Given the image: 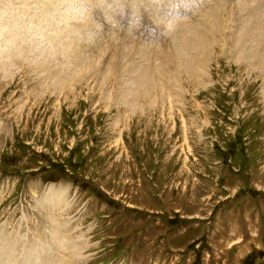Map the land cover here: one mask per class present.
<instances>
[{
  "label": "rangeland",
  "instance_id": "1",
  "mask_svg": "<svg viewBox=\"0 0 264 264\" xmlns=\"http://www.w3.org/2000/svg\"><path fill=\"white\" fill-rule=\"evenodd\" d=\"M131 2L72 0L62 42L28 32L32 52L0 76V245L33 263L264 264V0H218L206 69L169 49L204 0L161 14L137 0L135 17Z\"/></svg>",
  "mask_w": 264,
  "mask_h": 264
},
{
  "label": "bare ground",
  "instance_id": "2",
  "mask_svg": "<svg viewBox=\"0 0 264 264\" xmlns=\"http://www.w3.org/2000/svg\"><path fill=\"white\" fill-rule=\"evenodd\" d=\"M71 1L72 0H2V2L0 1V73L2 74V75L0 74L1 77L3 75L7 77V75H9L12 72V67H13L12 64L21 63V61H23L25 59V56H26L25 52H27V51L28 52H32L33 41H32V37H29L27 35L28 32L32 31L33 35H38V36H40L42 38H46V39H48V41H51L49 39L51 37L55 36L56 37L55 40H57L58 42H62V38H60L57 35L60 34V33H63L64 29L67 28L66 26H69V21H70L72 10H73V8L70 6ZM134 1L135 2H131L129 4L128 8H127L128 5H126V7L125 6L122 7V9L130 10L131 11L130 14L133 17H135L138 14L139 10H141L144 7L143 3H142V5H140V3L136 2L137 0H134ZM190 1L195 2V4H196V0H153V3L157 4V8H156L157 12H160V14H161V13H167L169 10H171L174 7V3L182 4V3H186V2H190ZM243 3L241 5H243ZM199 4H200V1H199ZM260 4H262V2ZM60 5L62 6L61 7V11H63L62 15H60L59 9H58V6H60ZM203 5L205 6V8L202 11H199V14L197 15L196 18L193 19V22H190L188 20L186 22V20H185L184 22L179 21L177 23L173 22L172 24H170V28L169 29H170V35H172V39H171L172 40V44L169 47V49L171 47H173L174 48V50H173L174 54L178 55L180 57V59L182 60L183 58L184 59H188V52L190 51L189 49L193 48L191 51H193V52L195 51V53H196L198 66L201 69H206L205 68V66L207 64L206 50L209 49L210 45H212V40L211 39H212V37H214V35H213L214 33L213 32L215 31V30H211V28L217 27L218 24H216L215 22L219 21V20H222V14L225 15V10L218 3V0H204ZM256 6H257V4H256ZM179 7L180 6H178V8ZM260 10H262V9L259 8V10H257L258 12H255V14H257L259 18H256L257 24L253 28V33H259V34L264 33V18L261 19V17H262L261 14L262 13L260 14V12H261ZM241 12H242V9H241ZM238 13H239V11H238ZM255 14H251V15L255 16ZM46 19H50V20H46ZM44 20H46V21L44 22ZM40 23L52 24L53 25V30L51 32H49V33L44 31L42 29ZM184 23H186V24H184ZM61 24H63V25H61ZM182 24H184V25H182ZM37 26H38V29H37ZM86 26L88 27V25H86ZM60 28H62V29H60ZM68 29H69L68 33H71L73 31H75L76 33H80V30H78L79 27L77 29L76 27L72 26L71 28H68ZM70 29H73V30L70 31ZM81 32H83V31L81 30ZM52 33H53V35H52ZM63 37H64V35H63ZM52 42H54V41H51V43ZM53 44L54 43H52V45ZM55 44L56 45H62L60 43H55ZM213 44H216V43L214 42ZM68 45H69V43H68ZM164 52H166V51L164 50ZM168 53H169V51H168ZM64 54H66V53L64 52ZM162 54H163V50H162ZM171 54H173V52ZM163 55L166 56L165 54H163ZM69 56H70V54H69ZM164 56L162 57V59L164 58ZM30 57H32V58H30L29 62L34 66V69L37 68V67L40 68L44 64L43 63L44 61L42 62V64H41V61H39V58H41L39 54L34 55V56H30ZM170 57H172V55ZM160 58H161V56H160ZM69 60H70V58H69ZM192 62H194V61L192 60ZM45 65L48 66V62ZM27 67H28V63H27ZM47 68H50V65ZM4 76L2 78H5ZM12 76H14L13 73L9 77L12 78ZM142 78H143V80L141 81V83L143 85V89L142 90L146 91L149 88V86H148L149 81H146V80L152 79L151 73L148 72ZM5 80H7V78ZM138 88H141L139 86V84H138L136 89H138ZM139 90H141V89H139ZM143 91H142L141 95L142 94L145 95V93H143ZM42 208H43V205H42ZM42 216L45 218L44 215H42ZM57 220H59V219H57ZM69 225H67V226H69ZM46 226L48 227V225H46ZM47 227H46V229H47ZM49 227L51 228V226H49ZM37 229H36V231H38ZM42 234L40 232L39 235L41 236ZM63 234H64V232H63ZM3 235H4V233H3ZM33 235H34V232H33ZM2 237L0 238V243H1L2 239H3ZM21 237H22V235L20 236V239H21ZM50 238H51V241L54 242V244H55L53 246H54V249H55V252L57 253V255H58V252L61 254L62 251H64L63 250L64 248H62L60 246L62 244H60L61 236H60L59 232L57 230L51 231L50 232ZM5 239L6 238H4L3 240H5ZM81 239L82 238H80V242L81 243L79 242L80 243L79 250L82 252L85 249V247H84V245H82L83 240H81ZM27 242H28V240H27ZM23 244H24V242H23ZM32 244H31V246H32ZM1 246L4 247V248L1 249ZM43 246L44 245H42L41 246L42 248H40V249H43ZM17 247H15V249ZM19 247H18V249H19ZM10 248H11V244H9V243H7V244H3L2 243L0 245V264H17V261H18V264H60V261L57 260L54 257H52L53 259L51 257L50 258H46L44 256V253H43V257L40 260H36V258H33L34 257L33 256L32 258L34 260H36L35 263H33V262H31V260H28L27 257H26V259H22L23 257H19L17 254H15V255H17L18 257H16L15 255H12V253L10 254V250L12 251V249H13V248L12 249H10ZM19 250H21V248ZM24 251H23V253H24ZM29 252H31V251H29ZM75 254L76 253H74V255ZM77 254H78V252H77ZM74 255H72V257H74ZM30 256H32V255H30ZM63 256H65V255H63ZM39 257H41V256H39ZM58 257H59V255H58ZM61 259L62 258L60 257V260ZM75 259H77V258H75ZM62 260H64V259H62ZM71 260H73V259H71ZM66 262H67V260H66ZM66 262H64V263H66ZM74 262H76V260Z\"/></svg>",
  "mask_w": 264,
  "mask_h": 264
},
{
  "label": "crops",
  "instance_id": "3",
  "mask_svg": "<svg viewBox=\"0 0 264 264\" xmlns=\"http://www.w3.org/2000/svg\"><path fill=\"white\" fill-rule=\"evenodd\" d=\"M232 245H234V244H232ZM250 245H251V243H250ZM247 247H249V245L244 246V247H243V250H242L241 252L246 251ZM246 252H248V251H246Z\"/></svg>",
  "mask_w": 264,
  "mask_h": 264
}]
</instances>
